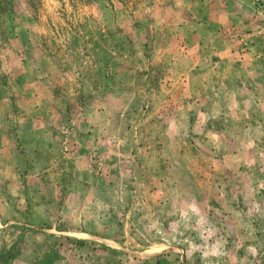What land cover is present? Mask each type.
<instances>
[{
  "label": "rangeland",
  "instance_id": "rangeland-1",
  "mask_svg": "<svg viewBox=\"0 0 264 264\" xmlns=\"http://www.w3.org/2000/svg\"><path fill=\"white\" fill-rule=\"evenodd\" d=\"M8 251L9 264H264V0H11Z\"/></svg>",
  "mask_w": 264,
  "mask_h": 264
},
{
  "label": "trees",
  "instance_id": "trees-1",
  "mask_svg": "<svg viewBox=\"0 0 264 264\" xmlns=\"http://www.w3.org/2000/svg\"><path fill=\"white\" fill-rule=\"evenodd\" d=\"M7 6H11V0H0V15L7 10ZM11 257L10 251L0 253V264H9Z\"/></svg>",
  "mask_w": 264,
  "mask_h": 264
}]
</instances>
